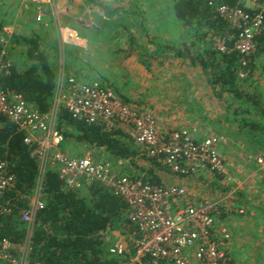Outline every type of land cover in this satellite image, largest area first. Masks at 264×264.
I'll use <instances>...</instances> for the list:
<instances>
[{"label":"built area","instance_id":"2783aa9c","mask_svg":"<svg viewBox=\"0 0 264 264\" xmlns=\"http://www.w3.org/2000/svg\"><path fill=\"white\" fill-rule=\"evenodd\" d=\"M51 1L34 0V3L40 6ZM214 3L215 0L209 4L233 32L234 40L228 47V37L214 35L213 49L222 54L238 52L242 56L240 67L245 68L255 53L254 40L263 25L264 0H237L239 6ZM40 19L37 16V21ZM58 33L63 44L78 45L80 41L76 32L68 28L59 26ZM10 65L9 52L3 49L0 71ZM246 76L245 71L239 72L240 79ZM59 79L53 107L46 114L26 103L21 95L0 90V117L8 119L24 134L23 143L38 163L33 194L27 198L28 207L21 212V220L27 227L26 240L20 246L3 241L0 264H44L30 262L29 240L37 213L45 209L43 179L50 170L69 191L103 185L125 205L130 229L123 233L128 243L112 241L118 233L103 236L104 242L110 243L109 254L119 259L115 264H235L225 245L229 235L223 222L225 217L243 215L245 209L232 203L235 190L228 184L233 181V164L232 156H227L231 152L224 150L229 148L227 139L214 133L196 135L189 129L166 130L159 126L148 107L125 102L101 82L80 81L74 75L65 76L63 71ZM61 108L75 123L105 125L109 130L124 127L131 141L174 177L210 173L223 186L215 192L218 200H197L180 186H153L140 178L122 176L112 161L95 158L88 151L81 157L70 156L64 151L66 137L57 128ZM256 160L264 163L260 158ZM8 166L6 161H0V201L15 185V176ZM8 211L0 202V213Z\"/></svg>","mask_w":264,"mask_h":264},{"label":"trees","instance_id":"16d2710c","mask_svg":"<svg viewBox=\"0 0 264 264\" xmlns=\"http://www.w3.org/2000/svg\"><path fill=\"white\" fill-rule=\"evenodd\" d=\"M213 1L171 0L175 26L177 25L184 33L182 41L190 40V42L169 47L163 45L160 39L155 40L151 43L155 51L150 53L144 50L143 53H139V56L143 57L141 63L148 68L152 64L148 57L157 59L165 51L172 53L174 59L188 60L191 66L201 69L205 75L206 84L217 98L230 96V101L239 103L242 113L250 115L254 109L257 112V103L250 102L247 86L255 72L253 66L256 58L264 56V21L260 33L254 40L255 53L248 60L246 67L242 68L240 67L242 56L238 52L222 54L213 49L211 39L214 35L228 37V47L232 46L234 40L233 32L218 19L214 6L209 4ZM84 2L85 6L102 8L107 14L114 12L98 0H84ZM214 4L239 6L237 0H215ZM127 16L128 13L125 11L122 18L126 22ZM79 23L74 28L79 36L91 39L87 32L93 31V28L88 29ZM4 27L3 22H0V40L1 38L7 40L5 45L0 42V52L3 49H12L11 45L21 47L19 52L27 59L28 65L22 68L18 62H10L8 69L0 71V90L19 94L26 103L35 106L40 112L49 113L57 86V66H54L49 56L41 49L42 37L34 31V26L32 28L29 26L30 34L13 33L11 36L5 34ZM124 29L127 30L126 32L129 31L128 27ZM130 40L134 42L131 37ZM56 47L54 46L55 52H57ZM73 52L74 50L67 49L65 56L68 60L77 59L75 63L80 66L81 58L78 59L79 56ZM67 68L69 69V63ZM240 71H245L249 76L240 79L238 77ZM76 77L80 81L88 80L87 77L79 74H76ZM107 82L105 80L107 85L102 84L116 89ZM122 96L120 97L125 102H130L127 97ZM140 104L143 106L141 102L136 103L138 106H141ZM260 112L264 117V111ZM241 123L240 130H246V136H250L259 144H264V122L243 118ZM57 128L65 137L75 136L77 142L90 146H104L110 153L114 151L125 154L130 150L129 146L120 143L117 129L106 132L97 126L75 123L62 108L59 111ZM23 139L24 134L15 125L8 119L0 117V161H6L9 172L15 176V185L5 192L3 201H0L9 210L7 213H0V245L6 240L15 246H20L27 237V227L21 220V212L28 207L27 198L33 194L38 175V163L32 151L24 145ZM138 149L132 146L131 151L136 155ZM129 155L131 153L123 156L128 158ZM143 159L151 165L147 172H143L144 175H139V178L149 185H162L169 171L155 159L145 156ZM43 194L45 209L37 213L29 240L30 262L44 264H114L117 262L109 257L103 258L102 254L106 247L102 234L110 228L115 227L125 231L130 229V226L125 217V205L108 188L98 184L91 185L86 195L78 196L65 189L62 182L58 180L57 174L50 170L46 172L43 179Z\"/></svg>","mask_w":264,"mask_h":264},{"label":"rangeland","instance_id":"374dc122","mask_svg":"<svg viewBox=\"0 0 264 264\" xmlns=\"http://www.w3.org/2000/svg\"><path fill=\"white\" fill-rule=\"evenodd\" d=\"M74 1L71 4L68 0H52L40 4L38 11L34 0H0V22H3L5 29L24 34L23 24L27 23L25 26L27 29L31 22L36 21L38 14H41V20L38 23L44 24L43 19L50 21V28L48 27L45 33H40L41 49L49 56L54 66H57L58 72L59 67L64 68V65L60 63L59 58L62 44L57 27L61 25L62 28L72 26L76 28L79 23L77 19L83 17L85 19L83 23L87 28H93V31L87 32L91 39L88 38V43V39L85 38L87 46L82 44L79 38L78 45L64 47L65 51L70 46L75 48L73 53L79 56L78 59L81 58L80 66L75 63L77 59L65 60V63L69 62L68 70L74 76L79 74L87 77V82L92 80L106 84L105 80H107L109 85L116 88L114 90L118 96L127 97L131 103L141 102L150 110H153V104H160L163 107L162 101L166 102L164 97L177 99L188 108L190 104L196 103L198 114L206 116L204 118L206 124L202 119L197 121V123L200 122L199 124L196 123L198 127H201V135L214 133L228 141L229 148L224 150L231 152L227 156H232L230 161L233 164V181L229 182L228 186L235 190L234 195L238 196V200L241 199L245 203L244 205L239 201L236 202L238 206L245 209L243 215L236 217L238 219L246 217L247 207L253 213L252 209L257 208L259 201L264 202V163L259 164L256 160L260 158L264 161V144H259L250 136H246V130L241 131L240 125L243 118L252 119V121L263 119L260 111L264 110V106H260L259 100L261 99V103L264 101V60L258 61L256 66H253L255 67L254 80L252 83L249 82L253 88L250 92V102L259 103V107L256 105L257 112L254 109L253 113L245 115L239 108L238 102L230 101V96L217 98L206 84L205 75L201 69L191 66L188 60L174 59L172 53L165 51L157 59L146 55L151 60L150 67L146 68L141 63L143 57H140L139 53H143L144 50L150 53L155 51L151 44L155 40L160 39L163 45L169 47L190 42V40L186 42L177 40L178 28L175 26L170 9L171 0H98L110 11H114L111 14H107L102 8L96 6L85 7L82 0ZM66 7L70 8L71 13L63 12ZM125 11L128 13L127 22L122 18ZM148 21H152L150 26ZM80 24L82 25L81 22ZM125 27L129 28L128 32L124 29ZM95 30L97 32H94ZM181 35H184L182 31ZM129 36L134 39V42ZM54 46H57V52ZM13 47L11 45L12 49L9 51L12 62L16 59L19 64L23 63V56L19 52L21 47ZM64 69L67 71L66 68ZM216 190L219 191L220 188ZM81 195L82 192L79 196ZM250 197L257 201H251ZM257 212L262 213L263 210L258 208ZM238 224L240 222H237L236 226ZM224 228L226 229L225 226ZM227 233L229 235L228 230ZM260 237L262 238V236L256 238Z\"/></svg>","mask_w":264,"mask_h":264},{"label":"crops","instance_id":"0c3cea01","mask_svg":"<svg viewBox=\"0 0 264 264\" xmlns=\"http://www.w3.org/2000/svg\"><path fill=\"white\" fill-rule=\"evenodd\" d=\"M69 3L73 4L75 1L74 0H68ZM82 4L84 5V0H82ZM41 6V5H40ZM86 7V6H85ZM37 10L39 11V5H36ZM171 12H172V8L170 7ZM71 13L70 8L66 7L65 9H63V12H66V14ZM150 11L148 10V13ZM62 13V11H61ZM68 13V14H69ZM64 14V13H63ZM173 14V12H172ZM38 17H41V15L38 14ZM74 17V16H73ZM173 18H174V14H173ZM41 20V19H40ZM78 22H81L82 25L84 27L87 28V26L84 24L85 23V19L83 17H81L79 20L77 19ZM175 21V20H174ZM35 22H40L36 21L31 22L30 25L27 26V29H25V26L27 23L23 24V33L22 35H27L30 34V29L34 26V31L40 35V33H45V30L50 26L51 24L49 23L50 21H46L45 19H43L44 24L41 23H35ZM84 22V23H83ZM152 21H148V25L151 23ZM39 24H41V26H39ZM176 24V22H175ZM29 26L31 27L29 29ZM60 27H63L61 25H59ZM150 26V25H149ZM177 26V25H176ZM70 30H74V28H70L67 27ZM178 28V26H177ZM5 27L3 28V31L5 32V34L7 36H11L13 34V32L9 29H5ZM58 29V27H57ZM75 32H77L76 30H74ZM77 36L80 38L81 43L85 44L87 46V40L83 37L79 36V33H76ZM85 34V33H84ZM178 37L177 40H181L182 41V36L181 35V31L178 28ZM59 36V35H58ZM40 37H42L40 35ZM59 40L62 44L61 49L62 51L59 52V58L61 60L60 63H62L64 65V68H66V70H68V63H65V60H68L65 57V49L64 47L67 46L66 44L62 43L61 40V36H59ZM1 40H3L4 42H1L2 44H6L7 40L6 38H1ZM89 43V40H88ZM83 45V46H85ZM70 50H73L75 48H72L71 46L69 47ZM82 50V49H81ZM6 51H10V50H6ZM22 54V53H21ZM10 55V52H9ZM67 55V54H66ZM20 57V55H19ZM22 58V57H20ZM10 62H12L11 58L9 57ZM264 60V56H260L258 58H256V61L254 63V66H256L258 61ZM15 61L17 62V60L15 59ZM22 62L20 65H22L21 67L24 68L26 67V65H28V61L27 59L23 56L22 58ZM71 62V61H70ZM13 63V62H12ZM19 64V63H18ZM63 67H59L58 72H57V86H56V90L54 93V98L53 101L55 99V96L58 92V85L60 84V79H59V75L60 73L63 71V74L65 76H72L73 74L71 73V71H65ZM255 68V67H254ZM247 76H249L247 74ZM246 76V77H247ZM254 80V75L252 74L251 78L249 79V82L252 83ZM247 89L249 92H252L253 88L249 85L247 86ZM121 92V91H120ZM165 101H162L163 103V107H161L162 105L158 104H151L152 105V109L151 112L155 113L154 116L156 118L157 123L159 124L160 127L166 129V130H179V129H189L192 130L196 135H200L201 136V127H198L196 125L197 121L199 119H202L204 124H206V122L204 121V118L206 116H203L202 114H198V106L196 105V103H192L190 104V107L188 108V106H185V104L183 103H179V101L176 99L174 100L172 97H164ZM260 101V106H264V101L263 103H261V99ZM182 104L184 106H182ZM259 103H257L258 106ZM53 107V105H52ZM180 107V108H179ZM259 107V106H258ZM263 110V109H262ZM264 111V110H263ZM209 115V112H207ZM208 118V117H207ZM263 119H260V121L258 122H263L264 121V117H262ZM200 123V122H199ZM197 123V124H199ZM88 126V125H86ZM92 126V125H91ZM93 126H97L99 127L102 131H112L109 130L107 126L105 125H93ZM114 130V129H113ZM118 132V138L121 144H125V146H129V152L125 153V154H121V153H117V152H107L106 148L103 147H99V146H90L87 145L86 143L83 142H77L76 137H70V136H66V140L65 142L66 147L64 151H67L68 154L70 156H74V157H81L82 155L86 154L87 151L90 153L94 154L95 158H106L109 161H112L114 163V165L117 167V171L120 175L122 176H129V177H136L139 178V175H144V171L147 172V170H149V165H151L150 163H147L146 160H144V156L147 157L143 152H142V148L141 146L135 144L133 141H131V139L129 138L128 134H127V130L122 127L117 129ZM133 142V143H132ZM132 146L138 147L139 149L138 154H134L131 150H132ZM131 153V155L127 156L128 158L124 157L123 155L129 154ZM245 154V153H244ZM149 158V157H147ZM151 159V158H149ZM205 179V180H203ZM162 185H156V186H164V187H170V186H180L181 188L185 189L189 194H192L194 197L197 198V200H199V198H204L205 200H209V201H214V200H218V194L215 192L216 189H218L219 187L223 186L219 183L218 179L213 176L210 175V173L205 172V173H201L197 176H191V177H177V176H172L170 173H166L165 177H164V182L162 181ZM91 186L87 187L86 189H80V190H70L72 191L74 194L76 195H80L82 192L81 196L86 195L88 188H90ZM236 189V188H235ZM232 203H236V202H241V199L238 200V196L234 195L232 197ZM250 200H254L257 201V199L250 197ZM237 204V203H236ZM245 205V203H243ZM247 204V201H246ZM262 209L263 212L262 213H258L257 209ZM248 210V214L247 216H243L240 217V219H238L237 217H225V221L223 222L224 226L226 227V229L229 232V240L225 241V245L227 247V250L230 251L231 256L233 261L235 262V264H264V227H260L261 225L264 226V224H262V222L264 221V202H260L257 206V208L252 209L253 213H251L247 207ZM247 212V211H246ZM255 216H257V219H255ZM245 217V218H244ZM240 222V224H238L236 226V223ZM261 223V224H260ZM260 224V226H258ZM229 226H231L229 228ZM257 226V227H255ZM110 233H118V235H115L112 238V241H116L119 240L121 243L123 244H127V239L125 240V236L126 233H123V231L119 230L118 228H110L107 231H105L102 235H109ZM123 233V234H122ZM257 236H262V238H256ZM124 238V239H123ZM110 246V243H105V251L102 254L103 258L105 257H109L112 259H115L116 261H119V259H116L115 257L111 256L108 252V248ZM115 264V263H114Z\"/></svg>","mask_w":264,"mask_h":264}]
</instances>
